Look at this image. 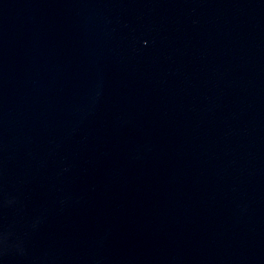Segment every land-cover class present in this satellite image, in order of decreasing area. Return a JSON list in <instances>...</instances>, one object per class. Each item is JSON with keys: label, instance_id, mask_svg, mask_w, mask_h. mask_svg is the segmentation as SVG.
<instances>
[{"label": "water", "instance_id": "obj_1", "mask_svg": "<svg viewBox=\"0 0 264 264\" xmlns=\"http://www.w3.org/2000/svg\"><path fill=\"white\" fill-rule=\"evenodd\" d=\"M0 264H264V0H0Z\"/></svg>", "mask_w": 264, "mask_h": 264}]
</instances>
